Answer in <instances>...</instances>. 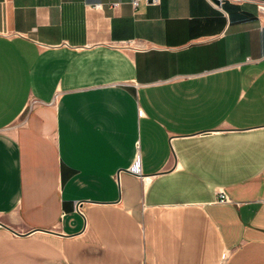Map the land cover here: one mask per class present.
<instances>
[{
    "label": "crops",
    "instance_id": "obj_1",
    "mask_svg": "<svg viewBox=\"0 0 264 264\" xmlns=\"http://www.w3.org/2000/svg\"><path fill=\"white\" fill-rule=\"evenodd\" d=\"M220 3L0 0V264H264V16Z\"/></svg>",
    "mask_w": 264,
    "mask_h": 264
},
{
    "label": "built area",
    "instance_id": "obj_2",
    "mask_svg": "<svg viewBox=\"0 0 264 264\" xmlns=\"http://www.w3.org/2000/svg\"><path fill=\"white\" fill-rule=\"evenodd\" d=\"M141 0H133V6L137 7L136 5L139 4ZM211 1V0H210ZM234 1H243V0H234ZM247 1H251L256 5L257 11L259 13V15H263L264 16V0H247ZM154 3H158L159 0H153ZM129 44L127 43H121V46H125L127 47ZM138 166V163L136 164V167ZM220 201L221 202H231V198L225 193L222 192L221 196H220ZM79 203H77L76 207L77 210H80V206L78 205Z\"/></svg>",
    "mask_w": 264,
    "mask_h": 264
},
{
    "label": "water",
    "instance_id": "obj_3",
    "mask_svg": "<svg viewBox=\"0 0 264 264\" xmlns=\"http://www.w3.org/2000/svg\"><path fill=\"white\" fill-rule=\"evenodd\" d=\"M212 1H214V3H216V4H218V5H220L221 3V0H212Z\"/></svg>",
    "mask_w": 264,
    "mask_h": 264
}]
</instances>
